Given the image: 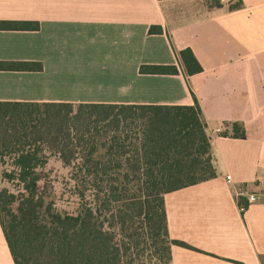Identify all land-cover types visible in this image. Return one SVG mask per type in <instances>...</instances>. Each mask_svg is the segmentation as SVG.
Wrapping results in <instances>:
<instances>
[{"label":"crops","instance_id":"obj_1","mask_svg":"<svg viewBox=\"0 0 264 264\" xmlns=\"http://www.w3.org/2000/svg\"><path fill=\"white\" fill-rule=\"evenodd\" d=\"M219 1L0 0L1 102L196 98L216 174L165 193L168 235L185 243L171 244L170 264H264V0ZM153 25L161 31L149 32ZM185 47L201 71L179 67L175 49ZM24 62L41 68L9 67ZM142 64H176L178 72L141 73ZM233 122L242 136H231ZM238 190L256 199L241 209ZM0 264H14L1 224Z\"/></svg>","mask_w":264,"mask_h":264},{"label":"trees","instance_id":"obj_2","mask_svg":"<svg viewBox=\"0 0 264 264\" xmlns=\"http://www.w3.org/2000/svg\"><path fill=\"white\" fill-rule=\"evenodd\" d=\"M175 53L186 75L201 71L189 47ZM139 72L175 74L178 66L142 64ZM232 129L231 136L244 134L236 122ZM5 155L11 164L1 176L18 181L16 192L0 187V224L14 264H170L171 244L185 243L168 235L165 193L216 174L196 98L173 105L0 101V164ZM51 161L67 169L71 208L48 198Z\"/></svg>","mask_w":264,"mask_h":264},{"label":"rangeland","instance_id":"obj_3","mask_svg":"<svg viewBox=\"0 0 264 264\" xmlns=\"http://www.w3.org/2000/svg\"><path fill=\"white\" fill-rule=\"evenodd\" d=\"M3 160L4 164H0V187H5L16 192L18 189V181H16L15 179H3L1 176V171L6 167L9 168L11 164L10 156L5 155ZM46 172V180L49 185L48 198L53 199L54 204H56L58 208L65 206L71 208L72 204L70 202V199H68L69 193L64 185V179L67 174V169L63 168L60 165V162L51 161L49 165L46 166ZM147 252L148 251H145V254H147ZM153 262L154 261H146L147 264H153Z\"/></svg>","mask_w":264,"mask_h":264},{"label":"built area","instance_id":"obj_4","mask_svg":"<svg viewBox=\"0 0 264 264\" xmlns=\"http://www.w3.org/2000/svg\"><path fill=\"white\" fill-rule=\"evenodd\" d=\"M226 179L229 180L230 176L226 175ZM239 196H243L246 198V204H239L241 209H243L247 205L248 202L254 201L256 199V196L254 193H249V192H246L244 190H238L237 191V197H239Z\"/></svg>","mask_w":264,"mask_h":264}]
</instances>
